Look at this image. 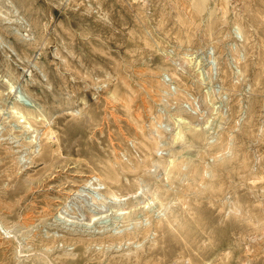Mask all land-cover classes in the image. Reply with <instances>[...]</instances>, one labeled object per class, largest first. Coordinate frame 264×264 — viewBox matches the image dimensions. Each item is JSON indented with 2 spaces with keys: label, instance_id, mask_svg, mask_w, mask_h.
Here are the masks:
<instances>
[{
  "label": "rangeland",
  "instance_id": "1",
  "mask_svg": "<svg viewBox=\"0 0 264 264\" xmlns=\"http://www.w3.org/2000/svg\"><path fill=\"white\" fill-rule=\"evenodd\" d=\"M0 264H264V0H0Z\"/></svg>",
  "mask_w": 264,
  "mask_h": 264
},
{
  "label": "bare ground",
  "instance_id": "2",
  "mask_svg": "<svg viewBox=\"0 0 264 264\" xmlns=\"http://www.w3.org/2000/svg\"><path fill=\"white\" fill-rule=\"evenodd\" d=\"M146 150H148V149H146ZM147 152V151H146ZM110 177V176H109ZM85 196V195H84Z\"/></svg>",
  "mask_w": 264,
  "mask_h": 264
}]
</instances>
